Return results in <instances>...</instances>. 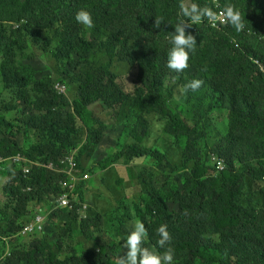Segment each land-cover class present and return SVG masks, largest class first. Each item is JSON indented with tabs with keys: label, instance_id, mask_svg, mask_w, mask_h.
Returning a JSON list of instances; mask_svg holds the SVG:
<instances>
[{
	"label": "trees",
	"instance_id": "trees-1",
	"mask_svg": "<svg viewBox=\"0 0 264 264\" xmlns=\"http://www.w3.org/2000/svg\"><path fill=\"white\" fill-rule=\"evenodd\" d=\"M179 2L0 0V95L10 90L20 105L31 108L22 121L23 135L32 134L35 142L27 152L20 146L8 118L12 108L7 106L5 113L0 112V157L21 154L39 162L27 177L21 166L0 163V178L6 177L2 215L13 219L17 234L31 202L50 204L45 213L48 227L63 213L53 210L55 200L68 176L79 172L82 155L103 135L90 105L126 103L135 113V125L123 149L101 162L100 170L121 159L128 164L141 157L169 168L159 187L153 186L157 173L149 171L154 174L151 191L137 192L132 201L134 218L147 228L142 245L163 252L156 243L157 229L163 224L175 253L173 264H264V0H190L215 12L231 5L240 11L245 26L236 32L227 24L214 28L201 21L186 28L196 45L188 67L177 73L166 65ZM79 9L91 13L93 28L75 22ZM155 18L163 20L159 28L153 27ZM20 36L42 40V49L67 65L62 70L65 77L58 80L70 95L64 94L66 90L58 92L60 83L56 87L37 78L32 66L18 58L15 39ZM102 36L112 65L137 69L130 91L120 85L117 65L92 63ZM167 78L182 89L192 79L203 81L194 92L182 91L188 103L186 120L181 115L184 109L172 107L162 93ZM142 113L164 120L170 151L142 145L148 134ZM82 129L85 138L80 145ZM173 152L180 153L174 165L166 160ZM209 154L223 162L222 170L210 165ZM128 178L130 188L143 185ZM78 208L74 205L64 222L66 233H73V247L53 242L42 231L1 244L0 260L10 248L4 264H117L120 247L101 231L102 217L88 209L79 221ZM96 232L99 236L94 238ZM127 233L121 225L116 236L123 240ZM68 234L63 233V238Z\"/></svg>",
	"mask_w": 264,
	"mask_h": 264
},
{
	"label": "rangeland",
	"instance_id": "rangeland-1",
	"mask_svg": "<svg viewBox=\"0 0 264 264\" xmlns=\"http://www.w3.org/2000/svg\"><path fill=\"white\" fill-rule=\"evenodd\" d=\"M15 27H17V24H14V28ZM104 40L105 37L102 36L99 46L95 49L92 57V63L94 65H107L110 63V48L104 44ZM43 45L44 43L42 40L34 42L31 36H20L15 39V48L18 58L24 63L32 66L35 71V76L43 81L54 82L53 86H55L56 83H60L62 87L58 88L59 91L56 90L60 93L66 90L64 94L70 95L64 82L58 80V77H65L62 70L68 69L67 65L56 62L55 57H52L42 49ZM2 60L3 55L0 54V65ZM115 65H117L115 71L119 74L117 79L120 85L125 91H130L133 85L131 76H135L137 69L129 67L130 69L128 70L123 64H113L112 66ZM70 76L71 73H69V77ZM64 79V81H69V79ZM162 93L167 99L173 102L172 107L175 109L182 107L184 109L181 115L185 117L186 120L188 117L185 111L188 108V103L187 100L185 101L184 99L181 85H179L176 80L167 78L164 81ZM16 99L17 97L13 92L11 93L10 90H6L5 93L0 95V112L5 113L6 108H9L7 106L12 108V114L8 116V118L13 121V129L17 133L16 138L20 146L27 152L33 149L35 142L32 134L23 135L25 128L22 121L26 116L32 113V110L28 108L27 105H20L19 101ZM90 108L93 115L103 126V135L96 146L87 149L86 153L82 155L79 172L76 174V180L72 183L74 192L72 196L69 197V201H71V199L76 201L75 205L79 207L77 213L80 219H83L82 216L86 215L88 209H92L103 215L101 231L108 234V236L111 237L114 242L118 243L120 247V253L115 257V260H117L122 254L126 253L127 249L121 247L123 245V240L116 236V231L121 225H124L129 232L134 221H136L133 214L132 201L137 199V192L151 191L150 185L152 179L150 177H152V172L150 173L149 171H155L157 173V176L154 178L155 185L153 186L159 187L164 181L165 175L169 172V168L166 164L157 167L156 165H158V163L156 165L150 164V162H152L151 158L141 157L138 158L136 162H133V160L136 159L133 158L128 164H123V160L121 159L119 162H115V164L109 166L106 170H100L99 165L101 162H104L109 157L116 156L126 145L127 137L135 125L136 118L134 117L135 113L133 109L126 103L113 107H106L96 102L90 105ZM140 116L144 117L148 122V134L143 139L142 145L158 149V151L161 150L162 152L170 151L171 146H169L167 135L163 133L162 129L164 120L157 116L146 115V113H142ZM79 135L81 137L78 139V142L82 145L85 138V130L82 129ZM179 154V152H173L168 155L166 160L174 165L179 158ZM212 156V154H209L210 165H212ZM20 157L27 162L30 161L23 155H20ZM10 163L11 161L8 162L6 166H15ZM84 173L89 174L90 177L87 180L80 181L79 178ZM128 175L131 177V181L137 178L142 181L143 185H134L130 188L128 183L125 182L127 181ZM152 175L154 176L153 173ZM5 182L6 177L0 178V246L4 243L13 242L18 237L16 228L12 225L13 219L2 215V206L5 201ZM36 206L40 208V212L46 213L49 210L50 204L48 202L35 203L33 206L31 202L29 207ZM83 206H86V209H83ZM70 211H72V209ZM70 211L63 210L60 217L49 227L45 220L43 232L45 231L46 236L51 238L53 242L56 243L60 240L63 243H71L73 247L75 244V239L72 236L73 233H66L67 229L64 227V222L69 217ZM31 213L33 214V211ZM31 218L32 217H30V220ZM23 220L25 223L28 218L25 216ZM71 228L75 229V226L72 225ZM63 233L66 235L68 234V236L63 238ZM98 236V232L93 233L94 238ZM90 245L94 246V242H91ZM9 250L10 248L6 249L4 256L0 260V264H4L5 259L3 258L9 254Z\"/></svg>",
	"mask_w": 264,
	"mask_h": 264
},
{
	"label": "clouds",
	"instance_id": "clouds-1",
	"mask_svg": "<svg viewBox=\"0 0 264 264\" xmlns=\"http://www.w3.org/2000/svg\"><path fill=\"white\" fill-rule=\"evenodd\" d=\"M219 10L223 11L222 9H219ZM218 11L215 12L213 11L212 8L207 7V6L201 7L194 2H190V0H180L178 4V11L176 14L177 23L174 25V31H171L172 34L169 37L170 47L168 48V51H167V65H166L169 69L174 70L175 72L179 73L188 67V62L190 58L189 53L194 51V47L196 45V38L192 34L186 32V28H191L192 25H197L201 21H206L212 26H215L217 21H219L220 23H226L227 25L231 26L236 32H240L244 28L245 25H244V20L241 16V13L239 10L235 9L233 6L228 5L224 8L222 19L220 16H218L217 14ZM74 19L77 24L83 25L85 28L91 29L94 27V21H93L92 15L86 9L77 10L75 13ZM162 21H163L162 19L155 18L153 27L159 28ZM202 83L203 81L200 79H192L184 84L182 91L184 92L193 91L194 92L200 88ZM20 155L21 154H18L16 156H12L9 158L0 157L1 159H4V161H0V163H8L10 162L9 161L10 158H14ZM10 164L21 166L22 173L24 174L25 177L30 175V172L33 166L39 165L37 162H33V161L27 162L25 160L20 161V162L11 161ZM47 165L48 164H46L45 166L47 167ZM24 167H27L30 170L28 175H26L25 172L23 171ZM51 169H53V166ZM83 175H87L88 176L87 179H89L90 177L89 174L84 173L80 176L81 178L80 181L87 180V179H82ZM62 189H63L62 194L69 192L70 197L72 196L74 192L73 187L69 191L66 188H62ZM27 190L30 191L31 188H28ZM57 199L55 200V206H56ZM32 203L34 206L35 203L34 202ZM75 204H76V201L71 199V201H69L70 208L59 209V208H55L54 206L53 210L59 209V210H65L69 212L71 209L73 210L72 206ZM29 206H28V214L26 216L28 220L24 223L23 228L26 224L31 223L33 221V218L37 214H41L45 217L43 224H42V229L41 231H33V233H37V234L41 233L43 231V227H44L45 220H46L45 213L40 212V208L38 206L36 207H29ZM78 209L76 210V213ZM83 209H86V206H83ZM32 211H33V214L31 213ZM98 214L102 216L103 218L102 214L100 213ZM30 217H32L31 220H30ZM85 217L86 215L82 216L83 219ZM78 218L79 220H82L80 219L79 215H78ZM23 228H21V230L19 231L18 236H26V235L21 234V231ZM157 232L159 234V239L156 241V243L160 248L164 249L163 252L152 251L142 245L143 240L146 238L148 234L147 228L145 227V224L143 222L139 220L134 221L131 230L126 234L125 237H123V245L121 247L126 248L127 251L123 256H120V259L118 260L117 264H173L175 253H174L173 248L169 245L170 236H169L167 227L162 224L157 229ZM166 245L168 246L166 247Z\"/></svg>",
	"mask_w": 264,
	"mask_h": 264
},
{
	"label": "built area",
	"instance_id": "built-area-1",
	"mask_svg": "<svg viewBox=\"0 0 264 264\" xmlns=\"http://www.w3.org/2000/svg\"><path fill=\"white\" fill-rule=\"evenodd\" d=\"M217 14H218V16L221 17V19L223 18V11L219 10ZM224 24H226V23H220L219 21H217L215 26H212V25L211 26L214 27V28H220ZM56 87H57V84H56ZM0 161H4V159L0 158ZM9 161L20 162V161H23V159L20 156H17V157H14V158H10ZM212 165L215 166L216 170H221L224 167L221 160L214 159V158H212ZM47 167L51 169L52 165L48 164ZM23 171L25 172L26 175H28L30 170L27 167H24ZM68 177H69L68 182H66L63 185V188H66L69 191L73 187L72 183L76 180V174H70ZM87 178H88L87 175H83L82 176V179H87ZM79 180H81V178H79ZM69 197H70L69 192H66V193L62 194L57 199L55 208H59V209H61V208H70ZM44 218L45 217L43 215L37 214L33 218V221L31 223H28V224H26L24 226V228L21 231V234L22 235H27V234L33 233V231H41Z\"/></svg>",
	"mask_w": 264,
	"mask_h": 264
},
{
	"label": "crops",
	"instance_id": "crops-1",
	"mask_svg": "<svg viewBox=\"0 0 264 264\" xmlns=\"http://www.w3.org/2000/svg\"><path fill=\"white\" fill-rule=\"evenodd\" d=\"M138 159L133 160V162H136ZM134 166V165H133Z\"/></svg>",
	"mask_w": 264,
	"mask_h": 264
}]
</instances>
